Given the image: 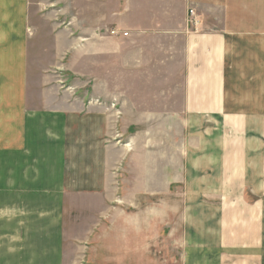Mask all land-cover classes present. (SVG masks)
<instances>
[{
    "label": "crops",
    "instance_id": "obj_1",
    "mask_svg": "<svg viewBox=\"0 0 264 264\" xmlns=\"http://www.w3.org/2000/svg\"><path fill=\"white\" fill-rule=\"evenodd\" d=\"M52 5L70 93L31 106L30 0H0V264H65L94 196L165 208L182 264H264V0Z\"/></svg>",
    "mask_w": 264,
    "mask_h": 264
},
{
    "label": "rangeland",
    "instance_id": "obj_2",
    "mask_svg": "<svg viewBox=\"0 0 264 264\" xmlns=\"http://www.w3.org/2000/svg\"><path fill=\"white\" fill-rule=\"evenodd\" d=\"M52 1L30 0L31 106L38 99L42 105H64L70 93V80L62 82L53 76L58 51ZM58 87L66 94L60 101ZM129 200L126 207L117 202L107 207L100 197L76 199L77 208L67 212L65 264H182L180 232L167 234L161 218L166 209L155 208L149 198ZM175 211L178 216L180 209Z\"/></svg>",
    "mask_w": 264,
    "mask_h": 264
},
{
    "label": "built area",
    "instance_id": "obj_3",
    "mask_svg": "<svg viewBox=\"0 0 264 264\" xmlns=\"http://www.w3.org/2000/svg\"><path fill=\"white\" fill-rule=\"evenodd\" d=\"M194 15H195L194 11L191 10V11H190V23L193 24V25H197V21H196V19L194 18ZM111 35L114 36V35H117V34H116V32H111Z\"/></svg>",
    "mask_w": 264,
    "mask_h": 264
},
{
    "label": "bare ground",
    "instance_id": "obj_4",
    "mask_svg": "<svg viewBox=\"0 0 264 264\" xmlns=\"http://www.w3.org/2000/svg\"><path fill=\"white\" fill-rule=\"evenodd\" d=\"M31 154V153H30ZM45 182V181H44ZM43 225V224H42Z\"/></svg>",
    "mask_w": 264,
    "mask_h": 264
}]
</instances>
